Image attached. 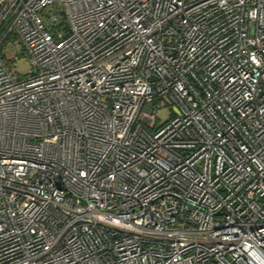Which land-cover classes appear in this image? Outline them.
I'll use <instances>...</instances> for the list:
<instances>
[{"label":"built area","instance_id":"built-area-1","mask_svg":"<svg viewBox=\"0 0 264 264\" xmlns=\"http://www.w3.org/2000/svg\"><path fill=\"white\" fill-rule=\"evenodd\" d=\"M0 264H264V0H0Z\"/></svg>","mask_w":264,"mask_h":264},{"label":"rangeland","instance_id":"rangeland-1","mask_svg":"<svg viewBox=\"0 0 264 264\" xmlns=\"http://www.w3.org/2000/svg\"><path fill=\"white\" fill-rule=\"evenodd\" d=\"M50 15V14H48ZM43 23L47 28H51L54 26L53 23H51L48 18L42 17ZM60 23V19L57 21ZM17 54L18 55V60L14 62L13 67L16 70V72L21 76V77H26L29 74H32L34 70L32 69L27 57L24 54H21L20 50L18 48H13L12 50H9L6 52V55L11 56ZM170 109L167 106H162L161 109H158L157 111V121L156 123H163L165 122L169 117H170ZM148 122L150 121L147 119Z\"/></svg>","mask_w":264,"mask_h":264}]
</instances>
